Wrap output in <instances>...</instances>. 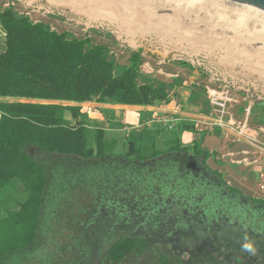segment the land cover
<instances>
[{
	"label": "trees",
	"instance_id": "16d2710c",
	"mask_svg": "<svg viewBox=\"0 0 264 264\" xmlns=\"http://www.w3.org/2000/svg\"><path fill=\"white\" fill-rule=\"evenodd\" d=\"M175 63L190 68L183 61ZM141 64L139 51L120 63L104 44L56 31L20 12L11 2L0 5V191L16 178L25 193L16 208H7L6 215L0 217V264H42L38 260L40 247L49 250L46 264L53 260L57 264H71L72 260L74 264H115L132 254L144 264H180L154 243L135 235L136 216L148 219L162 213L158 206L163 202L188 215H203V224L224 216L226 210L247 214L250 228L258 234L251 241L264 245V199L246 196L227 184L223 174L208 165L211 152L201 141L195 139L190 147L178 142L159 147L157 140L167 129L153 125L130 135L135 153L127 155L117 151V137H109L97 127L90 145L80 103L94 100L157 106L171 101V84L143 74ZM191 95L190 105L197 106L200 94L192 90ZM253 109V114L264 115V101H256L250 111ZM65 112L74 123L65 119ZM186 128H193L192 122L179 124L178 129ZM32 150L78 162L46 170ZM60 167L64 170L61 174L57 171ZM75 170L81 183L109 182V196L117 194V199H122L121 220L111 207L97 204L96 215L103 205L108 211L105 230L91 226L95 219L88 224L84 219L78 226L80 233L64 232L55 200L70 197L71 185L60 178ZM233 197L239 203H231ZM129 204L135 217L128 223L126 218L133 217ZM119 224L121 230L112 229ZM97 229L104 234H96ZM245 260L264 264V254H248Z\"/></svg>",
	"mask_w": 264,
	"mask_h": 264
},
{
	"label": "rangeland",
	"instance_id": "374dc122",
	"mask_svg": "<svg viewBox=\"0 0 264 264\" xmlns=\"http://www.w3.org/2000/svg\"><path fill=\"white\" fill-rule=\"evenodd\" d=\"M7 2L31 19L43 21L56 31L87 37L91 43L106 45L120 63H126L131 52L139 51L141 72L157 81L171 84L169 93L173 107L179 104L191 114L206 113L212 108L206 90L215 91L218 102L228 107L235 121L246 120L245 131L256 132L262 144L257 143L264 149V115L260 112L256 114L260 113L261 116L253 114L255 109L250 111L256 101H264V11L233 0H0V5ZM177 61L189 64L190 68L176 65ZM192 90L201 96L197 99V106L190 105ZM83 108L88 109L84 118L88 126V141L92 145L93 131L104 123L90 120L88 115L93 111L92 105ZM64 115L70 119L68 112ZM128 127L123 135L122 131H118L120 143H117L116 149L122 154L132 155L135 148L130 135L136 131ZM162 133V139L169 136L167 132ZM203 133H212L215 138L211 145L208 139L203 143L207 148L216 150L217 157L224 159L220 165L233 169L228 164L231 157V163L238 160L235 162L239 164L236 168L246 173L247 169L242 167L252 164L254 158L240 161L243 157L235 158L230 154L236 149L250 150L249 144L233 141L234 136H242L235 126L228 136L220 128ZM157 142L159 147L165 146L162 140ZM32 153L44 163L46 170L56 165L71 166L78 162L72 157L49 155L38 150H32ZM208 165L220 167L211 159ZM62 170V167L57 169L59 174ZM75 173L76 170L60 178V182L71 185L73 195L71 193L68 198L55 200V206L59 209L57 214L61 215H58V221L63 220L66 227L64 232L73 235L80 233L78 226L84 219H87V224L90 219H95L91 226H100V231L105 230V226L109 225L107 209L110 207L121 220L124 211L122 199H117V194L109 196V182L100 179L81 183ZM223 176L229 185L238 187L246 196L262 198L264 195L257 190L255 178H250L248 183L251 189H247L229 176ZM17 184L21 183L15 178L5 185V194H13L10 199L6 200L0 194V217L6 215L4 212L7 208H16L18 202L24 199V192H17ZM83 186L86 188L81 189ZM97 204H104L107 208L101 206L99 216L95 211ZM128 207L130 214L135 215L131 204ZM134 217H127V220ZM121 228L123 226L119 224L112 229ZM100 231L97 229L96 234H104ZM91 236L87 238L91 240ZM38 251V260L46 264L45 260L50 258L49 250L40 247ZM135 261L144 264L143 260L135 258V254L115 264H134ZM69 262L74 264L75 261ZM52 264L57 263L53 260Z\"/></svg>",
	"mask_w": 264,
	"mask_h": 264
},
{
	"label": "flooded vegetation",
	"instance_id": "af4514ba",
	"mask_svg": "<svg viewBox=\"0 0 264 264\" xmlns=\"http://www.w3.org/2000/svg\"><path fill=\"white\" fill-rule=\"evenodd\" d=\"M236 199L231 198V203L236 204ZM247 208L250 209V206ZM158 209L162 212L154 214L159 215L158 217L153 215L147 219L145 215H138V218L136 216L135 235L154 243L169 258L179 260L180 264L209 261L217 264H251V261L245 260L248 254H264L262 244L254 245V253L242 250L245 237L251 240L258 235L250 228V216L247 214L226 210L224 216L218 215L209 224H203L206 219L203 215H188L185 211L180 212L177 206H170L166 202L160 203ZM131 221L128 219L126 222Z\"/></svg>",
	"mask_w": 264,
	"mask_h": 264
},
{
	"label": "crops",
	"instance_id": "0c3cea01",
	"mask_svg": "<svg viewBox=\"0 0 264 264\" xmlns=\"http://www.w3.org/2000/svg\"><path fill=\"white\" fill-rule=\"evenodd\" d=\"M65 104H75V103L65 102ZM85 105H92L93 111L89 112V115H88L90 120H93L95 122L97 121L99 123H101L103 121L104 124L98 125L97 127L104 129L107 136L117 137L118 139H119V136L117 135L118 131L119 132L122 131L121 132L122 135L125 134L124 129H126L127 126H129L128 128L134 129V126L137 123L142 122L145 118H147V116H149L151 114H155V113H163L165 111H171L173 109V102H171V101L168 102V104H160L157 106H137V105H121V104L99 103V102H96L94 100H91V101H86V102L80 103V106L82 107V111H83L82 118L85 122V125H86V121H85L84 115L87 114V110H88V109L83 108V106H85ZM182 114L184 115L183 121H185L187 124H190L189 120L191 121L192 117L195 115V114H191L187 111H184L183 109H182ZM69 115H70V113H69ZM64 117L68 122L74 123V120L71 118V116H70L71 120L68 119L65 115H64ZM178 128H179V125H177L174 129H171L169 132L164 131V132H167V134L169 135L165 139H162L163 135L161 137H159L158 140H162V142L165 143L164 147L171 145V144H174L176 142L180 143L183 146L190 147L192 145L193 141L195 139H197V140L201 141L202 147L206 148L209 152H211V155H210L208 160L211 159L215 163H218V165H220V163L223 164L224 159H220L219 157H217V154H216L217 151L212 150L210 148H207L203 143L205 139L209 140L210 145L215 142V138L212 136V133H208V134L203 133L204 131L200 133L194 127L191 129L186 128L184 130H180ZM213 130H218V128L214 127L211 131H213ZM198 132H199V134H198ZM244 134H245V136H239V137L234 136L233 141H239V142L243 141L242 143L249 144L250 150L238 148L240 150L236 149L234 152L232 151L230 154L232 156H235V158H237V157L242 158V157L246 156L247 159L249 157L251 160L253 158L255 159L258 157L259 158L258 161L251 162L252 164L248 165L247 167H245V166L242 167L243 169H247L248 172L245 170L246 173H243L238 168H236V166H239V164H235V162H237L238 160L231 163L232 162L231 157L229 158L228 164L232 165L234 167L233 169L226 168L225 166H222V165H220V167H218V168L212 167V166H210V167L212 169H216L217 171L221 172L222 174H225V176H229L233 181H236L237 183L244 186L245 188L251 189V185L248 182H249L250 178H255V182H257L258 172L261 169V167L264 165V149H261L260 145L257 143V142L260 143L261 140L253 141L251 139V136H253V134H256V132H253V131H251V132L247 131L246 132L245 131ZM118 142L120 143V141H118ZM157 145H158V142H157ZM221 152H222V150H221ZM250 152H251V154H250ZM223 156H224V154H222L221 157H223ZM208 160H207V163H208ZM226 182L228 184V180H226ZM5 187L6 186H4L1 189L2 192L0 191V194H2V197L5 196L6 200H8L12 197L13 194L8 193L6 195L4 192ZM256 187H257V185H256ZM16 188H17V192H18V190H19V192H22V185L21 184H17ZM259 193H262V192H259ZM24 194H23V196L25 198ZM261 197L264 198V195ZM22 200H24V199H22ZM21 201H19L18 204ZM18 204L16 206H18ZM4 213L6 214V211Z\"/></svg>",
	"mask_w": 264,
	"mask_h": 264
},
{
	"label": "built area",
	"instance_id": "2783aa9c",
	"mask_svg": "<svg viewBox=\"0 0 264 264\" xmlns=\"http://www.w3.org/2000/svg\"><path fill=\"white\" fill-rule=\"evenodd\" d=\"M206 92L210 98V104L212 108L206 113H198L194 115L191 119L193 127L199 131H210L214 127L220 128L225 136H228L229 133L234 129L239 130L240 135L245 136L246 120L244 121H235L232 117V114L229 112L228 107H225L224 103L218 102V97L215 94V91L207 89ZM166 104V103H162ZM227 117V119H226ZM184 120V115L182 114V106L179 104L174 105L171 111H165L163 113H155L147 116L142 122L137 123L134 126V130H141L145 127H150L152 125H160L166 129H174L178 124ZM261 131L262 129L259 128ZM253 141H258L257 134L251 136ZM262 144V142L260 141ZM258 157L253 159L252 162L258 161ZM247 161L246 156H244L240 161ZM239 161V162H240ZM257 188L260 192L264 194V165L258 172L257 175ZM264 199V198H263Z\"/></svg>",
	"mask_w": 264,
	"mask_h": 264
},
{
	"label": "water",
	"instance_id": "95a60500",
	"mask_svg": "<svg viewBox=\"0 0 264 264\" xmlns=\"http://www.w3.org/2000/svg\"><path fill=\"white\" fill-rule=\"evenodd\" d=\"M242 4H246L264 11V0H233Z\"/></svg>",
	"mask_w": 264,
	"mask_h": 264
},
{
	"label": "clouds",
	"instance_id": "9594fccd",
	"mask_svg": "<svg viewBox=\"0 0 264 264\" xmlns=\"http://www.w3.org/2000/svg\"><path fill=\"white\" fill-rule=\"evenodd\" d=\"M242 250L246 252H253L255 251L254 249V242L249 240L247 237H245L244 242L241 245Z\"/></svg>",
	"mask_w": 264,
	"mask_h": 264
}]
</instances>
